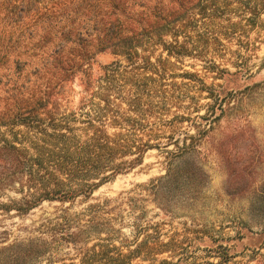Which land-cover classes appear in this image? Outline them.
<instances>
[{"label":"trees","instance_id":"trees-1","mask_svg":"<svg viewBox=\"0 0 264 264\" xmlns=\"http://www.w3.org/2000/svg\"><path fill=\"white\" fill-rule=\"evenodd\" d=\"M237 3L239 20L229 21L230 30L264 32V0ZM212 5L211 0H0V185L17 184L22 195L0 207L25 215L44 202L72 205L140 167L142 148H157L152 142L158 141L139 133L141 117L153 110L143 102L165 83L200 81L196 73L174 69L186 58L203 61L201 50L216 45L215 37L199 30L201 25L216 30L220 14ZM100 56L113 60L100 65ZM219 71L220 90H206L209 114L221 111L243 85L239 69ZM74 85L82 91L77 104ZM58 116L70 119V126L55 122ZM75 123L84 125L83 139L75 134ZM171 143L199 146L196 138ZM129 156L134 157L129 164L114 163ZM90 210L88 228L97 229L100 205ZM78 239L70 234V240ZM139 245L131 253L150 252L147 243ZM106 249L99 255L118 264ZM221 249L215 252L218 264L246 252Z\"/></svg>","mask_w":264,"mask_h":264},{"label":"rangeland","instance_id":"rangeland-1","mask_svg":"<svg viewBox=\"0 0 264 264\" xmlns=\"http://www.w3.org/2000/svg\"><path fill=\"white\" fill-rule=\"evenodd\" d=\"M211 1L220 14L217 28L201 25L199 30H207L216 45L199 51L203 61L186 58L174 69L196 73L200 81L165 83L143 102V108L153 110L141 117L139 133L146 140L156 136L157 148H142L140 167L104 184L89 200L44 202L25 215L0 207V264H109L99 255L104 247L118 264L181 259L183 264H218L215 252L226 247L237 255L246 252L225 264H264V32H232L229 21L239 20L233 9L238 0ZM112 60L100 56L98 62ZM214 64L215 72L208 73ZM224 69H239L243 85L221 111L209 114L206 90H220L223 81L216 71ZM73 90L77 104L82 91L76 85ZM64 120L70 126V119L61 116L55 122ZM73 127L83 139L84 125ZM195 138V149L171 143L190 144ZM133 158L114 163L129 164ZM17 189V184L0 185V205L19 202ZM96 205L99 227L90 229V209ZM76 233L80 239L70 240ZM146 243L149 253H131Z\"/></svg>","mask_w":264,"mask_h":264}]
</instances>
